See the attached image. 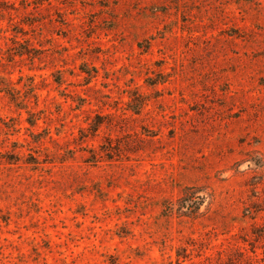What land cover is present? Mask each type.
<instances>
[{
    "label": "rangeland",
    "instance_id": "rangeland-1",
    "mask_svg": "<svg viewBox=\"0 0 264 264\" xmlns=\"http://www.w3.org/2000/svg\"><path fill=\"white\" fill-rule=\"evenodd\" d=\"M0 153V264H264V0H0Z\"/></svg>",
    "mask_w": 264,
    "mask_h": 264
},
{
    "label": "flooded vegetation",
    "instance_id": "flooded-vegetation-1",
    "mask_svg": "<svg viewBox=\"0 0 264 264\" xmlns=\"http://www.w3.org/2000/svg\"><path fill=\"white\" fill-rule=\"evenodd\" d=\"M198 204H199L198 201H194V202H192L190 205L187 206V207H188L187 209H188V210H191V211H194L193 208L198 209V207H197ZM191 206H192V207H191Z\"/></svg>",
    "mask_w": 264,
    "mask_h": 264
},
{
    "label": "trees",
    "instance_id": "trees-1",
    "mask_svg": "<svg viewBox=\"0 0 264 264\" xmlns=\"http://www.w3.org/2000/svg\"><path fill=\"white\" fill-rule=\"evenodd\" d=\"M32 125L34 124V123H31ZM4 155L2 154V153H0V161H2L3 159H5L6 157H3Z\"/></svg>",
    "mask_w": 264,
    "mask_h": 264
}]
</instances>
